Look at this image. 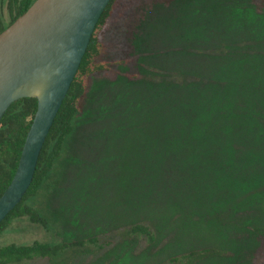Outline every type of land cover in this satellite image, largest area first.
<instances>
[{
	"label": "rangeland",
	"instance_id": "obj_1",
	"mask_svg": "<svg viewBox=\"0 0 264 264\" xmlns=\"http://www.w3.org/2000/svg\"><path fill=\"white\" fill-rule=\"evenodd\" d=\"M263 10L264 0H124L106 58L128 64L94 81L60 170L30 202L50 229L19 219L0 246H104L26 264H264L253 230L264 226ZM151 69L166 74L160 85L142 82ZM207 248L217 253L184 259Z\"/></svg>",
	"mask_w": 264,
	"mask_h": 264
},
{
	"label": "water",
	"instance_id": "obj_2",
	"mask_svg": "<svg viewBox=\"0 0 264 264\" xmlns=\"http://www.w3.org/2000/svg\"><path fill=\"white\" fill-rule=\"evenodd\" d=\"M110 1L35 0L0 32V121L18 99L38 100L18 167L0 196V223L33 181L46 137Z\"/></svg>",
	"mask_w": 264,
	"mask_h": 264
},
{
	"label": "trees",
	"instance_id": "obj_3",
	"mask_svg": "<svg viewBox=\"0 0 264 264\" xmlns=\"http://www.w3.org/2000/svg\"><path fill=\"white\" fill-rule=\"evenodd\" d=\"M34 1L10 0V5L13 8L11 19L3 24L0 13V32L24 13ZM123 1L111 0L103 11L79 69L41 149L33 181L21 201L0 223V237L19 219H28L46 230L50 229L47 216L42 213L39 207L33 205L34 202H30L40 197L52 175L60 170V163L66 154L68 143L77 133V122L85 112L86 102L94 81L112 71L114 65L128 64V60L125 59L109 60L106 58V32L111 27ZM257 9L261 10L262 8L258 7ZM260 18L264 20V10L260 12ZM164 75L166 74H160V72L151 69L141 81L152 85H160ZM180 77L182 75L178 76L179 84L182 83ZM129 78L140 80V77L135 74ZM187 80H190V78L187 77ZM166 83L164 81L163 84ZM37 107L38 100L36 98H20L9 106L0 121V196L10 184L16 172L26 135ZM54 219L58 220L55 216ZM253 230L257 235L264 237V226H256ZM130 232L134 235L145 236L151 242L155 240V233L147 224H136L130 228ZM87 243L95 244L99 249L104 248L97 237L62 243H42L39 241L30 244L11 243L0 246V264H26L35 259L46 258L53 262L57 257L63 255L67 249L74 246H85ZM216 253V250L212 248L201 249L185 255L184 259L188 263H194Z\"/></svg>",
	"mask_w": 264,
	"mask_h": 264
},
{
	"label": "flooded vegetation",
	"instance_id": "obj_4",
	"mask_svg": "<svg viewBox=\"0 0 264 264\" xmlns=\"http://www.w3.org/2000/svg\"><path fill=\"white\" fill-rule=\"evenodd\" d=\"M7 7H8V9H9V18H8V20L6 21V22H4L3 20H2V22H3V24H6L7 22H9L10 21V19H11V14H12V6L10 5V0H7ZM0 13H1V7H0Z\"/></svg>",
	"mask_w": 264,
	"mask_h": 264
}]
</instances>
